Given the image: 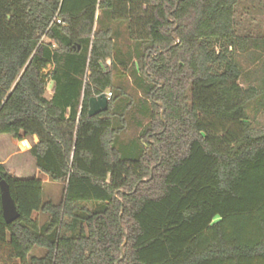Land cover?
I'll use <instances>...</instances> for the list:
<instances>
[{
  "label": "trees",
  "instance_id": "trees-1",
  "mask_svg": "<svg viewBox=\"0 0 264 264\" xmlns=\"http://www.w3.org/2000/svg\"><path fill=\"white\" fill-rule=\"evenodd\" d=\"M251 8L264 16V0H0V135L37 136L39 172L65 186L44 201L42 180L0 164L20 216L5 222L0 193V264H264V32L242 25ZM124 22L150 83L127 157L113 62ZM104 93L108 111L90 117Z\"/></svg>",
  "mask_w": 264,
  "mask_h": 264
},
{
  "label": "rangeland",
  "instance_id": "rangeland-1",
  "mask_svg": "<svg viewBox=\"0 0 264 264\" xmlns=\"http://www.w3.org/2000/svg\"><path fill=\"white\" fill-rule=\"evenodd\" d=\"M253 14L256 15L257 13L253 12ZM102 15V13H97L98 18L100 16L99 19H103ZM258 19V17L254 16L242 17L240 15V20L245 28H250V26H253L255 24L254 20L256 22L258 21ZM260 20H263V18H260ZM126 24V22L122 23V26L119 29L121 30V35L117 40H119L120 38L122 39L124 36H127L128 38V35L126 33ZM98 27L99 23L95 25L96 29ZM253 30L255 33V29ZM136 47V42L129 44L128 42L124 43L120 40L117 41L116 48L118 55L114 58L113 61L115 64L114 72H116L115 84L124 91V95L123 91L120 92L121 96L117 100L116 105L122 111L125 110L124 108L128 104L130 106V108L128 107L127 113L125 114V130L119 136V149L121 150V153L124 155V157H127L126 155L128 154V152L131 154V156L133 155V149L138 145V139L143 136V132L147 129L149 124V105L146 101V92L147 86H150V83L145 81L143 76L139 75L137 73V70H135V68L133 67V64L137 61L134 56ZM46 95L47 97H50L49 92H47ZM142 100H144L145 102L144 106L141 105ZM119 112L121 113V111ZM113 122L115 128H120L123 126V123L120 121L119 117H114ZM37 178L45 182V201L48 200V191H50L52 187H54L52 201H54L55 203H60L63 200L62 195L65 186L62 183H55L47 175L42 173H39ZM43 254L44 252L42 250L35 249L31 255L42 256Z\"/></svg>",
  "mask_w": 264,
  "mask_h": 264
},
{
  "label": "crops",
  "instance_id": "crops-1",
  "mask_svg": "<svg viewBox=\"0 0 264 264\" xmlns=\"http://www.w3.org/2000/svg\"><path fill=\"white\" fill-rule=\"evenodd\" d=\"M253 12H256L257 14L254 15ZM250 13L253 16L259 18L258 21L256 22L254 21L255 26L251 23L254 27L250 26V28L255 29V32L257 33L261 31L264 32V16L261 15V12L259 10L252 9V8L250 10ZM260 18H263V20H260ZM117 27H118L117 25H114V28H117ZM119 31L121 32V30ZM116 36L117 37H114V41L116 42L120 40L124 43H127V42L129 44L133 43L127 38V36H124V34H123L124 37L122 39L120 38L119 40H117L119 35H116ZM51 90H52V84L49 85L48 91H47L49 92L50 97H47L46 95V97L49 99L52 97ZM38 143H39V138L37 136H29L23 141H18V140L13 139L10 136L0 135V164L3 165L7 169V171L16 178H19V179L37 178L40 172L37 168L36 160L31 155L30 152L33 146ZM42 182L44 184V192H45V182L44 181ZM53 189L54 187H52L51 190L48 191L49 197L47 201H52V197L54 194ZM64 195H65V188L63 191V195H62L63 198H64ZM35 216L37 217L39 216V214H36ZM40 217H42L43 220L46 219L45 216L41 215Z\"/></svg>",
  "mask_w": 264,
  "mask_h": 264
},
{
  "label": "water",
  "instance_id": "water-1",
  "mask_svg": "<svg viewBox=\"0 0 264 264\" xmlns=\"http://www.w3.org/2000/svg\"><path fill=\"white\" fill-rule=\"evenodd\" d=\"M109 102L110 99L106 93L91 98L89 103V116L94 117L103 112H107L109 109ZM0 193L3 217L5 222L9 225L18 220L20 216L11 196L9 185L2 177H0Z\"/></svg>",
  "mask_w": 264,
  "mask_h": 264
},
{
  "label": "built area",
  "instance_id": "built-area-1",
  "mask_svg": "<svg viewBox=\"0 0 264 264\" xmlns=\"http://www.w3.org/2000/svg\"><path fill=\"white\" fill-rule=\"evenodd\" d=\"M61 1H62V0H61ZM58 23H61V22L58 21ZM107 96H108V98L111 100V98H112V93H108Z\"/></svg>",
  "mask_w": 264,
  "mask_h": 264
}]
</instances>
